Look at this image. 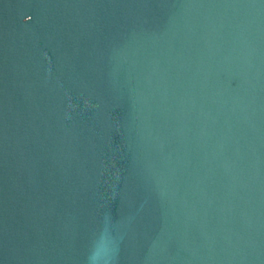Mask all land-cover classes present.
<instances>
[{
    "label": "water",
    "instance_id": "95a60500",
    "mask_svg": "<svg viewBox=\"0 0 264 264\" xmlns=\"http://www.w3.org/2000/svg\"><path fill=\"white\" fill-rule=\"evenodd\" d=\"M0 264H264V0H0Z\"/></svg>",
    "mask_w": 264,
    "mask_h": 264
}]
</instances>
